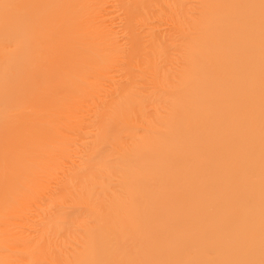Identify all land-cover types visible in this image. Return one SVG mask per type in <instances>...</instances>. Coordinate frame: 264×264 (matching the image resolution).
Listing matches in <instances>:
<instances>
[{"label":"bare ground","instance_id":"bare-ground-1","mask_svg":"<svg viewBox=\"0 0 264 264\" xmlns=\"http://www.w3.org/2000/svg\"><path fill=\"white\" fill-rule=\"evenodd\" d=\"M0 264H264V0H0Z\"/></svg>","mask_w":264,"mask_h":264}]
</instances>
